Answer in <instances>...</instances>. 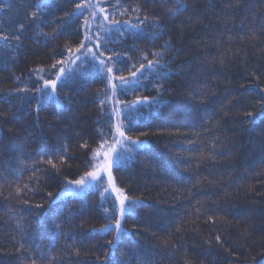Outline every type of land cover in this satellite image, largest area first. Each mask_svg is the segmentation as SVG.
I'll return each mask as SVG.
<instances>
[{
	"label": "trees",
	"instance_id": "16d2710c",
	"mask_svg": "<svg viewBox=\"0 0 264 264\" xmlns=\"http://www.w3.org/2000/svg\"><path fill=\"white\" fill-rule=\"evenodd\" d=\"M63 0H61V3ZM97 2V0H93ZM115 0H103L102 6L114 3ZM125 5L139 4L144 11L140 13L141 18L148 15L151 19L154 12H161L160 0H121ZM189 11L177 18L176 24L180 20L187 24L190 17L195 14L220 13V22L216 18L211 19V28L205 27L209 21L205 19L203 23L190 27L184 38L176 42L177 48H186L187 55L183 52L176 58L175 64L185 60H192L193 55L200 57L205 54L217 55L219 51L227 48L244 49L242 56L227 64V67L217 66V76L213 78L214 96L209 97V101L214 102L216 111L205 114L203 108L199 109V114L195 112L189 116L191 105L186 99V87L188 77L186 75H173L165 82V87L171 91L163 96L164 104L160 105L158 111L155 107L150 108L147 104L140 108L142 115L139 120L132 125L130 133L134 138L140 132H148L149 135L141 137L147 141L146 147L134 154V159L128 162L127 167L119 170L113 169L116 181L124 187L130 197H141L145 200V206L137 209L136 215L128 216L125 227L129 230H141L142 235L123 239L120 251L109 256L117 261L136 264L135 256L148 261L154 260L156 264H182L185 253L192 259L193 264H226L222 251H218L213 246L211 252L206 243L209 232L222 231L233 243L245 244L259 249L264 248V162H262L261 144H264V136L259 135L260 127L255 132L248 131V125L243 123V112L249 109L243 107L255 103L258 98L255 91H249L241 96L235 89L239 85L246 83L245 70H256L264 73V36H261L256 47H252L251 42L241 43L239 37L249 26H254L257 30L264 24V3L258 0H250L247 8L251 9L255 15H249L245 22V27L240 28L239 22L245 16L244 11L234 12L224 9L221 0H188ZM4 5L0 9V21L5 28L9 25L15 26V21L23 16L28 0H0ZM67 7V5H63ZM111 11L110 8L106 9ZM118 19H129V16L117 17ZM51 20V17H47ZM134 22V21H133ZM168 23H172L169 21ZM147 33H151V28H146ZM223 34L218 47L210 46L215 43L211 37ZM234 35L236 39L228 41V35ZM28 36L32 33L29 31ZM168 35L175 37L176 32H169ZM165 36L163 39H167ZM76 36L69 34L68 40L76 41ZM163 39L156 41L159 46ZM199 42V43H197ZM65 36L59 37L55 41H49L45 46L43 41L35 43L31 39H25L15 55L11 51L0 49V97H7L11 100H0V110L8 113V120H0V264H21L16 259L14 245L21 239L19 229L16 226V219L23 217L22 223L26 231V247L32 241L29 237L35 236L39 242L41 236L45 237L44 245H48L51 235L50 214H48V202L52 198L46 197V192H52L53 198L56 192L62 188L59 183L60 177L49 178L47 184L41 185V190L29 199V204L9 196V192L14 190L17 183L27 182L29 173L24 171V165L29 164L28 157L41 142V136L49 144L56 141L58 137L66 138L70 147L76 155L74 163L86 159L81 150L76 148L78 144L77 133L84 139H96V129L104 124L108 119L107 115H101L97 100V91L103 87V83L98 76H78L73 79L69 87L59 88L60 94L66 95L64 107H57L55 101L45 99L44 107L39 113V124H36V114L29 111L30 104L35 105V101L16 100L8 93L17 87H22L23 83H29V69L48 65L53 61L50 55L55 51H63ZM133 43V38L129 37L122 43L110 45L118 49L128 48ZM136 43L140 47L149 45L147 37L139 39ZM209 45L206 47L205 45ZM135 55V53H133ZM231 56V53H229ZM58 58V57H57ZM175 64L171 65L175 67ZM195 61H193V69ZM15 77H20L17 81ZM34 79V78H33ZM181 79L184 83H181ZM147 89H141L136 93L121 95V99L134 100L136 96H155L150 81L145 82ZM264 86V79L261 81ZM255 85H253V88ZM243 91V90H241ZM233 97H238L230 107V114L223 119L219 126L215 121L221 119V105H227ZM156 111L155 116L150 113ZM200 117H204L203 120ZM99 121V124L97 123ZM212 124L213 131H207L204 125ZM264 126V121L260 122ZM179 128L180 132H174ZM28 131H25V130ZM31 132V142L28 147L21 152L22 139ZM173 133V134H169ZM187 133V135H184ZM199 133V136L196 135ZM219 138L216 152L220 155L215 160L200 161L202 153H207L214 138ZM20 157V159H17ZM155 158L162 160L168 169L174 171L150 169L143 163L146 159ZM23 161V163H22ZM83 168V165H80ZM74 167L72 172H76ZM65 175H69L66 170ZM21 180H17V177ZM212 181L207 183L205 181ZM202 182V187H198V192H193V203L195 200L204 202L207 206L218 210V215L224 223L218 225L216 229L209 228L203 223V219L197 220L195 216H185L191 209L187 199H177L175 193L187 192L196 181ZM217 181L221 183L217 184ZM11 185V187H10ZM160 202L157 204V202ZM42 203L43 208L37 209L34 204ZM100 198L97 193L89 192L85 196L76 199H68L62 207L65 215L61 219H67V208L73 209L71 219L72 229L77 246L80 249V256L69 259L64 254V245L72 243L71 240L63 238L55 242V246L49 253L54 257L52 264H107L104 260V253L108 252L107 240L112 238V234L107 236L91 231L92 226L99 228L104 223L103 212L99 207ZM175 204V212H161L154 214L153 205L160 209H167ZM61 205H57L60 207ZM108 205L105 204V207ZM48 214V215H46ZM179 215L188 220L181 233L172 236L176 221L173 219ZM163 217V218H162ZM83 219V227H80ZM167 229V230H165ZM64 230L69 231L66 223ZM251 234L245 240V233ZM155 233V236H153ZM15 237V239H13ZM165 239L173 242L180 241L181 251L172 259L164 256H153L151 253L159 254L160 245ZM82 242V243H81ZM243 250V249H242ZM121 251L128 253L122 256ZM172 250L169 249V252ZM252 254H255L254 252ZM64 257L61 259V257ZM96 257L100 259L97 260ZM30 264V262H24ZM38 264H47V260H38Z\"/></svg>",
	"mask_w": 264,
	"mask_h": 264
},
{
	"label": "snow or ice",
	"instance_id": "6c2138e0",
	"mask_svg": "<svg viewBox=\"0 0 264 264\" xmlns=\"http://www.w3.org/2000/svg\"><path fill=\"white\" fill-rule=\"evenodd\" d=\"M155 2V0H153ZM161 12H154L151 19L148 15L141 18L140 13L144 9L139 5H125L121 0H115L102 6L103 0H28V6L24 10L23 16L15 21V26L9 25L4 27L0 21V49L11 51L13 56L19 50L25 39H31L35 43L43 41L47 46L49 41H55L62 35L65 36L63 51L50 55L53 61L48 65H41L29 69V83H23L22 87H17L8 93L19 101H35V105L30 104L29 111H34L37 117L36 124H39V113L44 107L43 101H55L57 107H64V101L67 100L66 95H61L59 88L69 87L73 79L78 76L95 75L98 76L103 87L96 93L98 105L101 115H107L108 119L104 124L96 129V139H84L80 133H77L78 144L76 148L81 150L82 155L86 159L76 161V155L70 147L66 138L58 137L56 141L49 144L41 136V142L36 146L33 153L28 157L29 164L24 165V171L29 173L27 182L17 183L14 190L9 192V196L20 200L23 204L28 205L29 199L41 190V185L47 184L49 178L60 177L59 183L62 188L59 189L53 198L52 192H46L47 198H52L48 202V214L51 221V235L47 237L48 245H44L45 237L41 236L39 242L36 237H29L32 242L26 247V231L22 223L23 217L16 219L15 223L19 229L21 239L14 245L16 259L24 264H38V260H47V264H52L54 257L50 256L51 249L55 246V242L61 238L71 240L72 243L64 245V254L72 259L80 256V249L77 246L74 234L71 231V219L73 217V209L67 208V219H61L65 215V209L62 205L68 202V199H76L85 196L86 193L95 192L100 198L99 207L102 209L104 223L99 228L94 225L91 228L93 233L101 235L112 234V238L107 240L108 252L104 253V260L107 264H131V260L117 261L109 256V253L120 251V245L123 239L142 235V231L129 230L125 227L127 217L136 215L137 209L145 206V200L141 197H130L125 188L117 183L113 174V169L119 170L121 167H127L128 162L134 159V154L140 149L146 147L147 141L141 137L148 136V132H140L135 138L130 134L132 125H134L142 115L140 108L147 104L150 108L155 107L158 111L160 105L165 101L163 96L170 92V88L165 87V82L171 76L186 75L188 83L186 87V99L191 105L189 116L195 112L199 114V109L203 108L205 114L216 111L214 102L209 101V97L214 96L213 78L217 76V66L224 68L227 64L236 58H240L244 49L227 48L219 51L217 55L205 54L197 57L193 55L192 60H185L179 64H175L176 58L183 52L187 55L186 48H177L176 42L184 38L186 31L195 24H200L207 19L209 23L205 27L211 28V19L216 18L220 22V13L213 12L211 14H195L189 18V22L180 20L179 24L175 21L184 13L189 11L188 0H160ZM250 0H221L224 9L234 12L244 11L246 14L240 20V28L245 27V22L249 15H255L251 9L247 8ZM264 3V0H258ZM67 5L64 7L63 5ZM195 4V0H193ZM4 5L0 4V9ZM110 8L111 11L106 9ZM129 16V19H118L117 17ZM51 17V20L47 19ZM134 21V22H133ZM171 21L172 23H168ZM146 28H151V33L146 32ZM31 31L32 35L27 33ZM169 32H176L175 37L168 35ZM69 34L76 36V41L68 40ZM168 36L167 39H163ZM261 36H264V24L257 30L254 26H249L248 31L244 32L240 37L241 43L251 42L252 47L257 46ZM129 37L133 38V43L125 49L110 47L116 43H122ZM147 37L149 45L140 47L136 41ZM222 33L211 37L215 43L210 45L218 47ZM163 39V42L156 46V41ZM236 39L234 35H228V41L232 42ZM199 43V42H197ZM208 47L209 45H205ZM264 51V50H262ZM135 53V55H133ZM231 53V56H229ZM58 57V58H57ZM193 61L195 66L193 69ZM175 64V67L171 65ZM34 78V79H33ZM20 81V77H15ZM264 79V73L256 70H245L246 83L239 85L235 91L241 96L246 95L249 91H255L257 99L255 103L244 105L246 110L243 112V123L248 125V131L255 132L260 127L259 135L264 136V126H260V122L264 121V86L261 81ZM146 81H150L152 89L156 92L155 96H136L134 100L121 99V95L136 93L141 89H147ZM181 83L184 80L181 79ZM253 85L255 87L253 88ZM243 90V91H241ZM0 100H7V97H0ZM238 97H233L227 105H221V119L215 121V125L219 126L221 121L230 114V107ZM9 104L11 100H7ZM151 116L156 115V111L150 113ZM201 120L204 117H200ZM0 120L7 121L8 113L0 110ZM99 124V121L97 122ZM207 131H213L212 124L204 125ZM25 131H28L27 129ZM174 132L179 133L180 129L175 128ZM173 134V133H169ZM184 135H187L185 133ZM199 136V133H196ZM32 133L22 139L21 152L23 148L28 147L31 142ZM219 138L216 137L211 142V146L207 153H202L200 161L215 160L220 153L216 152ZM261 153L264 157V144H261ZM20 159V157H17ZM264 162V159H262ZM23 163V161H22ZM144 165L150 169H160L174 171L168 169L162 160L155 158L146 159ZM83 165V168H80ZM76 172H72L73 168ZM69 175H65V171ZM21 180V177H17ZM212 183V181H207ZM221 181H217V184ZM200 180L192 185L187 192L175 193L177 199H187L191 205V209L185 213V216H195L197 220L203 219V223L211 229H216L218 225L230 223L223 220L218 215V210L207 206L200 200L193 203V192H198V187H202ZM11 187V185H10ZM160 202L158 201L157 204ZM61 205L57 207V205ZM105 204L108 206L105 207ZM34 207L43 208L44 204L36 203ZM155 215L161 212H175V204L170 205L167 209H160L155 205L152 206ZM46 214V215H48ZM163 218V217H162ZM176 223L172 236L181 233L188 220L177 215L173 218ZM68 224L69 231L64 230V225ZM80 227H83V219ZM167 230V229H165ZM246 232L245 240L250 235ZM155 236V233H153ZM15 239V237H13ZM82 243V242H81ZM206 243L209 252L215 245L218 251H222L226 255L224 260L226 264H264V248H253L245 246V244L233 243L222 231L209 232ZM161 252L151 253L153 256H164L172 259L181 251L182 244L180 241L173 242L165 239L160 245ZM169 249L172 251L169 252ZM243 249V250H242ZM255 254H252V253ZM122 256L128 253L121 251ZM64 257L62 256L61 259ZM99 260V257H96ZM136 264H156L154 260L145 261L138 256L134 257ZM182 264H193L192 259L185 253ZM215 264V261H214Z\"/></svg>",
	"mask_w": 264,
	"mask_h": 264
}]
</instances>
